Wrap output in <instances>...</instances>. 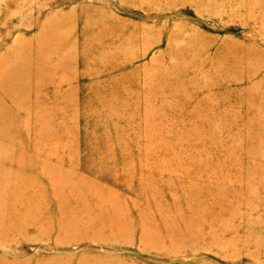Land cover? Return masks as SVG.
<instances>
[{
    "label": "rangeland",
    "instance_id": "374dc122",
    "mask_svg": "<svg viewBox=\"0 0 264 264\" xmlns=\"http://www.w3.org/2000/svg\"><path fill=\"white\" fill-rule=\"evenodd\" d=\"M0 264H264V0H0Z\"/></svg>",
    "mask_w": 264,
    "mask_h": 264
},
{
    "label": "bare ground",
    "instance_id": "6f19581e",
    "mask_svg": "<svg viewBox=\"0 0 264 264\" xmlns=\"http://www.w3.org/2000/svg\"><path fill=\"white\" fill-rule=\"evenodd\" d=\"M199 52V51H198ZM180 53H181V51H180ZM188 53V52H187ZM183 55V54H182ZM230 63V62H229ZM226 64V63H225Z\"/></svg>",
    "mask_w": 264,
    "mask_h": 264
}]
</instances>
